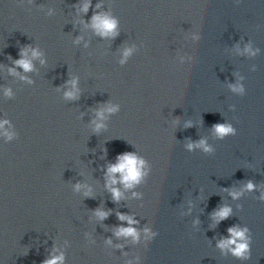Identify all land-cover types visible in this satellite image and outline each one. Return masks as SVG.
Instances as JSON below:
<instances>
[{
  "label": "water",
  "instance_id": "water-1",
  "mask_svg": "<svg viewBox=\"0 0 264 264\" xmlns=\"http://www.w3.org/2000/svg\"><path fill=\"white\" fill-rule=\"evenodd\" d=\"M20 60L0 47V264H264V189ZM125 154L131 187L109 173Z\"/></svg>",
  "mask_w": 264,
  "mask_h": 264
},
{
  "label": "clouds",
  "instance_id": "clouds-1",
  "mask_svg": "<svg viewBox=\"0 0 264 264\" xmlns=\"http://www.w3.org/2000/svg\"><path fill=\"white\" fill-rule=\"evenodd\" d=\"M89 5L85 4L84 5V10L87 11ZM94 23L95 26L102 31L103 34H109L112 33L116 27V21L113 19H110L108 17H101V16H95L94 17ZM36 55V53H34ZM17 64L22 66L25 71H28L31 69L32 65L29 61L27 60H20L17 61ZM68 95H71L69 93ZM99 127V125L97 126ZM215 132L217 135L223 137L224 135H227L231 132H233V129L230 126H226L223 124H217L215 125ZM200 147H204L205 151H210L209 148H207L204 145V142L201 141ZM189 147H192V145H189ZM120 162L117 165L112 166L109 168V173H121L122 174V179L126 187H131L133 184L138 183L140 178H141V165L143 164L142 160H138L134 155L132 154H125L122 157L119 158ZM113 184L116 183L115 180L111 181ZM249 189L253 187L251 183L247 185ZM114 198L119 199L120 197V192L116 189H112ZM238 195V193L233 194ZM230 209L228 208H222L219 212L216 213V215L221 218H227L229 215ZM120 219H126V217L121 216ZM131 223V221H130ZM231 233L232 239L223 241L219 246L221 248L227 247L229 245L235 244V248L232 249L233 254L237 257L240 258H246V253L248 251V244L246 242H241L237 243V239L240 241L245 240V235L244 232L247 231L245 229L244 231L237 230L236 228H230L228 230ZM120 232L124 235H132L135 236V230L132 228H122ZM46 264H56V260H51V261H46Z\"/></svg>",
  "mask_w": 264,
  "mask_h": 264
}]
</instances>
